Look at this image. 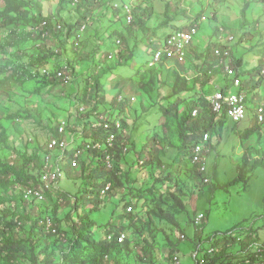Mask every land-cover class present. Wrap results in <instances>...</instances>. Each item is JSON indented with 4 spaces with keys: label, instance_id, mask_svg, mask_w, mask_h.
Here are the masks:
<instances>
[{
    "label": "rangeland",
    "instance_id": "374dc122",
    "mask_svg": "<svg viewBox=\"0 0 264 264\" xmlns=\"http://www.w3.org/2000/svg\"><path fill=\"white\" fill-rule=\"evenodd\" d=\"M26 1L31 13L27 21L5 27L0 20V134L4 132L6 140L0 142V158L22 164L25 156H41L57 125L67 121L73 135L79 136L88 126V114L97 108L118 117L130 140V154L121 166L125 185L106 196L103 204L88 201V194H97L87 193L91 184L81 168L73 177L65 175L56 200L25 203L17 199L22 185L6 194L10 202L3 206L0 218H24L26 230L20 236L30 240L32 227L39 223L38 264H45L47 257L55 259V264H93V259L104 255L101 264H172L175 254L181 264H198L212 249H216L214 264H252L248 254H241L242 247L211 240L244 230L264 241V125L256 122L255 105L249 103L241 124L217 119L206 159L210 184L198 178L181 148V137L194 121L191 109L201 96V82L194 79L205 63L212 64L208 48L215 44L217 26L235 38L230 46L245 67V93L256 86L264 97L260 75L264 70V0H96L94 12L88 0L77 4L74 0ZM127 2L136 9L131 27L112 8ZM4 5L0 0V11ZM190 11L206 20L201 22L186 63H170L171 70L151 68V43L165 40L175 28L192 25ZM40 14L64 23L68 30L90 19L91 31L79 50L69 35L54 34L42 41L31 33ZM117 40L123 41L121 47ZM111 54L116 57L109 61ZM48 70L50 75L45 73ZM59 70L72 75L70 84L55 77ZM182 75L193 80L189 84L193 90L177 96L175 79ZM216 78L214 86L221 87L224 78ZM120 95L136 102L119 106ZM248 95L251 99L253 93ZM241 174H245L243 180H239ZM173 196L180 198L185 211L173 205ZM130 203L136 204L133 213L139 216L133 223L126 217ZM160 212L174 215L180 228L160 219ZM200 214L207 220L197 227L194 220ZM47 216L54 218L60 234L43 233L41 224ZM85 220L92 225L86 230ZM117 228L126 229L130 245L106 255L92 241H103L109 230ZM250 240L245 238L244 243L249 245ZM0 264L14 263L0 258ZM15 264L36 263L27 259Z\"/></svg>",
    "mask_w": 264,
    "mask_h": 264
},
{
    "label": "built area",
    "instance_id": "2783aa9c",
    "mask_svg": "<svg viewBox=\"0 0 264 264\" xmlns=\"http://www.w3.org/2000/svg\"><path fill=\"white\" fill-rule=\"evenodd\" d=\"M75 4L79 3L81 0H74ZM115 9H122L126 15L128 23L131 25L134 23V6L131 3L115 4ZM206 20L203 16L201 21L190 25L188 28L174 31L167 36L165 40L155 41L154 45L156 50L152 51L151 54V68H159L160 65H164L166 70L169 69L168 65L170 63H175L178 66H182L186 63L188 58V53L194 44V40L198 35V30L201 22ZM192 24V22H191ZM88 22L83 24L81 27L73 28L68 30V28L61 22L55 21L54 24H50L47 20L34 23L32 27V32L36 37L41 38V40H50L55 32H61L65 35L72 32L73 36V46L76 50H79L82 46V39L89 30ZM235 42V38L229 35L222 27L219 29V34L216 39V45L214 51V57L218 60V66L216 69H222L224 73V81L229 83L225 87L220 89H214L212 87L205 88L203 92V99L208 103L209 109L218 119L225 118L230 119L235 124L243 123L249 112V103L255 105V118L258 125H264V97L259 95V90L250 89L247 93L243 92L244 82L242 78L238 76L236 69L234 68L233 60V50L231 46ZM118 46L121 47L122 40L117 41ZM115 55H109V61L115 59ZM46 75H50V71H45ZM55 77L65 84H70L72 82V75H70L66 70H59L55 72ZM261 76L264 81V71ZM187 81H191L189 77L183 75ZM230 85L231 90L224 92L226 88ZM238 91V92H233ZM252 91V92H251ZM248 93H253L250 99ZM135 99H125L123 96H119V105H131L135 103ZM82 112L86 109L82 108ZM199 109H195L192 113L193 120L197 119L199 116ZM92 114L93 119L89 122L93 125L94 130H104L109 135L105 140L97 141L95 136L92 135L91 138H87L84 133L78 135H73L71 128H69V123L67 121H62L58 125V132L54 134L44 151V169L39 180L33 181L30 185L22 187L24 198L28 202L33 203H47L50 200V196L58 195L59 185L62 179L67 174L68 170H78L82 167L84 160L92 154H102L103 161L105 162L106 168L112 170L117 165L116 161V151L119 139L123 138V141L127 139L125 135V130L122 121L115 117L113 113H104L100 109H96ZM70 129V131H69ZM82 141V144L80 143ZM211 137L207 133L204 135L200 144H198L193 149L192 164L197 167L198 172L205 176L204 183L210 184L211 179L207 176V154H209V145ZM123 154L127 155L130 153V147L123 146ZM72 154V155H70ZM144 164V162H142ZM113 184L108 183L106 188L102 191V198L107 196L112 190ZM129 212H134V207L129 208ZM207 220L205 214H200L195 218L194 224L200 227L202 223ZM44 225L46 226V231L49 234H57V226L52 217H47ZM115 235L109 236V240L113 241ZM128 239V235L123 233L119 237V243L123 244ZM182 241L186 240V236H181ZM215 250L212 249L210 253H214ZM258 253H263L262 249L258 250ZM198 257V256H197ZM204 260H198V264H204ZM172 264H181V261L177 254L173 256Z\"/></svg>",
    "mask_w": 264,
    "mask_h": 264
},
{
    "label": "trees",
    "instance_id": "16d2710c",
    "mask_svg": "<svg viewBox=\"0 0 264 264\" xmlns=\"http://www.w3.org/2000/svg\"><path fill=\"white\" fill-rule=\"evenodd\" d=\"M88 1L91 5H93V8H91V10L92 12H94V9L97 6V1L96 0H88ZM203 1L204 0H202V3ZM4 4L5 5H4L3 10L0 11V20H2V24L5 27H17L20 25V23L25 22L29 19L31 13L27 11V9L30 7V3L27 2L26 0H4ZM116 4H119V3H116ZM114 5L115 4L112 5V8L114 9L115 12L118 13V14L116 13L117 17L119 16L118 17L119 19H121L123 15L126 17L122 9H115ZM92 12H90L89 14H91ZM135 15H136V9H134V16ZM188 18L191 20L192 25H193V24L200 22L202 19V16L200 15L195 16L190 11ZM44 20H47L50 24H54L55 22V21H52L51 19L44 18L42 14H40L38 21L35 23H38ZM211 20L213 21V23H215L216 17L213 15ZM90 21L91 20L88 19L87 21L81 24H76L73 28L81 27L83 24L88 22V25L90 27L88 32H90L91 31ZM32 27H31V33L33 34ZM221 27L225 29L227 32H229L228 29L224 28L223 26ZM221 27H218V26L216 27L213 33V40H215V44L210 45L208 48V58L211 60L212 64L205 63L206 66L202 67V70L197 74V76L194 79L195 81L197 80V82H201V86L199 89L201 91V96L198 98V101L194 104V107L191 109V112L193 113L195 109H199L200 110L199 116L197 117V119L193 121L192 127H190V129L188 128L187 130H184V133L181 137V148H183L186 154H188L191 164H192L193 149L198 144L201 143L204 135L208 133L212 141L213 137L211 136L210 132L214 130L215 123L218 119V117L214 115L212 111L209 109L208 103L203 99L202 94L205 88L214 86L216 77L219 76V77L224 78L223 70L216 69L218 66V60L215 59L214 51H213L215 47H217L216 39L218 37L219 29ZM175 29L176 31H180V30H183L184 28L182 29L175 28ZM88 32L86 34H88ZM54 34L65 35L61 32H55ZM67 35L72 36L70 39H73L74 35L72 34V32ZM33 36L41 40V38L36 37L34 34ZM117 41H116V44L118 45ZM151 47L153 50L157 49L154 43H151ZM233 60H234L233 66L236 69L238 76L243 79L244 70H245L243 62L237 60L234 54H233ZM159 68L166 70L163 64L160 65ZM99 69H103V66H99ZM263 71L260 72V75L262 74ZM18 77H20V74H18ZM59 82L62 83V81H59ZM192 82L193 80L187 81V79H185L183 75L176 76L175 87H174L175 94L178 96L179 94H187L191 92L193 89H190L189 84ZM228 83L229 82L226 81V84ZM251 89H253V91L254 90L256 91L258 90V87L254 86ZM230 90H231V87L229 85L226 88V90H224V92H228ZM242 91L246 92V90H244V87ZM127 105H119V106L124 107ZM102 109L103 108H101V110ZM192 113H191V117H192ZM88 115H89L88 123H87L88 126L85 129L87 138H91V136L94 135L95 140L97 141L105 140L109 135L104 130H97V131L94 130L93 125L89 122L90 120L93 119L92 114H88ZM57 132H58V125L56 126L54 134H56ZM2 133L0 134V142L5 143L6 141L5 135ZM123 146L130 147V140L128 138L125 141H123V138L119 139V142L117 144V151H116L117 155L115 156L117 165L112 170H108L106 168L105 162L103 161L104 157L102 154L94 153L92 154V156H88V158L83 161L81 169H83V172L85 173L84 178L89 180V183L91 184V188H90L91 190L89 191V189H87V193L91 192L92 195L97 194L96 197L94 195L91 196L88 194V201L95 203L96 205L103 204V201L105 200L106 196L102 198V191L106 188L108 183H112L113 188L107 196H110V194L115 189L124 187L125 184L121 177V171H122L121 166L122 164L126 163L125 161L127 160V157L130 153L127 155H124L123 150H122ZM260 162L261 160L257 161V163H260ZM94 166L96 167V169H92V167ZM192 166L193 168L196 169L198 178L202 181L203 184H205L203 181L205 176L201 175L198 172L197 167L195 165L192 164ZM43 169H44V153L41 156L39 155H35L33 157L25 156V158L22 161V164H16L11 161H4L0 158V190H3L4 192V194H0V217L2 216V213H4L3 206L6 203L10 202V199L6 197V194H11V191L13 189H16L20 185H22L23 187H26L30 185L33 181L37 182L43 173ZM75 171L77 170H68L66 175L73 177V173ZM244 175L245 174H241L239 180H243ZM18 196L19 197H17V199H22L25 203H33V202H28L25 200L22 190ZM51 198H54L56 200L57 197L51 195L50 199ZM172 200L174 201L173 205L176 206V208H179L182 211L186 210L180 198H178L177 196H173ZM39 204H44V203H39ZM130 207H134V210L135 209L137 210V207H136V204L134 205L133 203H130L126 207V217L129 216L133 223L139 220V216L135 215L133 212H129ZM47 217H51V216H47ZM47 217L43 218V221L41 224L43 233L48 236H56L60 234V231L58 230V226H57V230H58L57 234H49L46 231V226L44 225V222ZM158 217L164 221L169 222L175 228H180V224L176 220V217L174 215L169 214L168 212H160V214H158ZM26 223L27 221L24 218L12 219L11 221H7L5 218H0V258L8 259L14 264L20 263L21 260H27V259H31L33 263H36V264L39 263L40 258L38 256L37 250L40 246H37V242L42 241V236H40L37 233L39 229V225H38L39 223L35 224L32 227L31 229L32 234L30 235V240L28 241H26L24 237L20 236L21 230H26ZM90 227H92V225L86 223V220H85V230ZM123 233H126V229L124 228H117L116 230H109L108 236L106 239H103V241H99V242H97V240H94L92 241V243L95 245L97 249H100L103 253L106 252V255L113 254L116 252H121L123 248L130 245V238H128L127 241L124 242L123 244L119 243V237ZM112 234L115 235V239L113 241H110L109 236ZM240 235H244V236L241 237ZM253 237L255 238L256 236L252 232L238 230V231H231L227 234H224L223 236L216 235V237L213 238L211 242H214L215 244L216 243L219 244V242L224 240L222 242H224V244L227 247L235 246V245L238 246V249L242 247L241 249H243L244 252H242L241 254H248V260H247L248 262L250 261L252 264H264V241L261 240L262 241L261 242L258 236H257L258 238H255V240L253 239ZM245 238L251 239L250 240L251 242L248 243L249 245H246V243H244ZM89 242L91 241L89 240ZM259 249H262L263 253L259 254L258 253ZM214 250H215L214 253L208 252L206 254V257L203 259L205 262L204 264H214V261L212 258H213V255L216 253V249ZM44 252L46 253L45 250ZM210 254H211V257H210L211 259H209ZM105 257L106 256L104 255L100 259L98 258L93 259L92 263L101 264V262H103ZM54 260L50 257H47V259L45 260V264H55Z\"/></svg>",
    "mask_w": 264,
    "mask_h": 264
},
{
    "label": "crops",
    "instance_id": "0c3cea01",
    "mask_svg": "<svg viewBox=\"0 0 264 264\" xmlns=\"http://www.w3.org/2000/svg\"><path fill=\"white\" fill-rule=\"evenodd\" d=\"M119 17V16H118ZM173 32V31H172ZM171 34V33H170ZM195 47V46H194ZM216 81H217V78L215 79V83H216ZM222 82H223V85L221 86V87H219V86H215V87H213L214 89H220V88H223V87H225V81L224 80H222ZM233 92H238V91H233Z\"/></svg>",
    "mask_w": 264,
    "mask_h": 264
}]
</instances>
